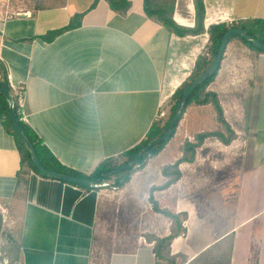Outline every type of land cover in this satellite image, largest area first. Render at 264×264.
<instances>
[{
	"label": "crops",
	"instance_id": "0c3cea01",
	"mask_svg": "<svg viewBox=\"0 0 264 264\" xmlns=\"http://www.w3.org/2000/svg\"><path fill=\"white\" fill-rule=\"evenodd\" d=\"M129 1L121 15L106 0H0V62L21 97V119L60 164L85 176L163 124L210 25L264 19V0H204L205 32L179 36L151 20L143 0ZM173 18L193 28L194 0H176ZM209 89L235 138H206L169 186L163 167L180 160L184 141L219 127L211 105H188L173 138L155 155L143 151L148 160L123 184L127 177L115 176L90 190L35 171L24 187L16 135L0 119V216L18 225V263L161 264L150 238L169 236L173 221L156 203L185 216L170 246L183 264H264V53L230 41ZM199 120L216 126L195 129ZM232 169L238 186L229 199L223 175ZM215 174L223 180L208 186Z\"/></svg>",
	"mask_w": 264,
	"mask_h": 264
},
{
	"label": "trees",
	"instance_id": "16d2710c",
	"mask_svg": "<svg viewBox=\"0 0 264 264\" xmlns=\"http://www.w3.org/2000/svg\"><path fill=\"white\" fill-rule=\"evenodd\" d=\"M97 1L98 0H94L92 6H95ZM106 1L108 2L110 8L113 11L121 15H125L131 5V2L129 0H106ZM175 1L176 0H143V8H144L146 15L151 20L162 25L170 33H174L179 36H186V35H197V34L205 32L204 0H194L195 10H196V24L193 28L179 25L178 23L174 21L173 12H174ZM232 27L245 28L249 34L253 35L259 41L264 43V19H248V20H239L237 22H232L230 24L219 23V24L210 25L207 29V33L209 35L208 43L206 44L204 51L198 55L195 66L191 74L187 77L186 80H184V82H182L181 85H179L176 88L175 92L173 93L171 97V101H173V104L170 105V108H168V112H167L168 116H166V120L163 122V124L159 122L154 123L152 127L150 128V130L148 131L146 139L143 140L138 146L120 154L117 157H111V158L105 159L88 176L75 172L63 166L62 164H60V162H58V160L53 156V154L40 143V141L38 140L35 133L31 130V128L21 120V116L19 113L20 107L18 104V99L14 95L16 112L21 120V123L24 127L26 135L28 136L30 142L34 145L37 151V154L40 160L42 161V163L48 169L53 170V171H58V172L73 174V175H77L81 177H89L92 179L102 180L105 173L110 172L111 170L130 162L133 159L138 149H140L141 147H143L150 141L154 140L155 138L159 137L166 130L168 123L170 121V118L172 117L179 103V100L181 98V95L184 89L190 84V82L193 79H195L199 74H201L210 65V63L214 59V56L216 54V51L219 46L220 39L223 33L228 28H232ZM58 31H56L55 33H57ZM232 40L241 41L242 44H244L245 46H248L249 48L255 50L256 52L264 53L260 51L259 49H257L256 47H254L251 41L245 40L240 35L234 36L233 38L230 39V41ZM215 76L216 74L209 77L207 80L201 83L194 90V92L190 95V97L187 100L186 106L184 108V112L186 108L188 107V105L192 103H196L198 105H211L216 113V120L218 121L219 127L214 131H205V132L196 134L194 136L193 141H190L187 139L184 141L183 146H182L183 156L180 158V160H178L173 165H167L163 167V172L166 175L170 176L165 186H169L170 184L174 183L176 180L179 179L180 177V172L178 170L179 162L180 161H189V162L194 161L197 148L203 144L206 138L217 137L218 139L222 141V143L226 145L230 144L231 141L235 138L234 130L231 128L230 124L225 119L224 110L220 103L218 94L215 91H212L209 89V85L214 80ZM0 80L8 83L7 74L5 73V68L1 62H0ZM9 88H10V91L13 93L12 88L10 86ZM0 119L12 131L10 127V122H9V104L5 96L1 93H0ZM177 126L178 124L175 125L174 127L175 130L170 140L173 138ZM12 133L14 134L13 131ZM16 140L18 142V149L20 153V168L18 170V178H19L20 183L24 187H26L28 176L31 171H35L43 177H46V176L42 175L36 169L35 165L33 164L31 160L30 152L27 149V147L17 137H16ZM164 146L165 145L159 148L158 151H160ZM156 147L157 146L147 151H151L155 155L158 152V151H155ZM127 171L128 170L115 173V174H111L105 179V181L111 180L115 176L122 178L123 175L127 173ZM46 178H50V177H46ZM52 179H55V178H52ZM128 179H129V176L125 178L122 182H116V183L123 184ZM72 185H75V184H72ZM75 186H78V185H75ZM81 188L86 189V190L92 189V188H87V187H81ZM154 207L158 211L170 217L173 221L172 233L169 236L163 237V238L151 236L150 239H153L156 241V246H155L156 255L160 258L161 264H183L186 258L184 256H177V257L172 256L170 246L172 243V239L184 231V229L182 228V221L185 216L176 215L168 210H161L157 206L156 203H154Z\"/></svg>",
	"mask_w": 264,
	"mask_h": 264
},
{
	"label": "water",
	"instance_id": "95a60500",
	"mask_svg": "<svg viewBox=\"0 0 264 264\" xmlns=\"http://www.w3.org/2000/svg\"><path fill=\"white\" fill-rule=\"evenodd\" d=\"M21 16H24L25 14H20ZM240 35L245 40L251 41L252 45L259 49L260 51L264 52V43L259 41L257 38H255L253 35L249 34L245 28L242 27H232L228 28L222 35L220 39L219 46L217 48L216 54L214 56L213 61L210 63V65L201 73L199 74L195 79H193L190 84L184 89L181 98L179 100V103L170 118V121L168 123V126L166 130L157 138L150 141L140 149H138L133 157V159L123 164L110 172H107L104 174L102 180L99 179H92L89 177H81L73 174L53 171L48 169L40 160L37 151L34 147V145L30 142L28 136L25 133L24 127L21 123V120L16 112L15 109V102H14V96L12 92L10 91L9 85L7 82L0 80V93L5 96V98L8 101L9 104V122L10 127L16 137L27 147V149L30 152L31 160L33 164L35 165L36 169L44 176L55 178L61 181H65L70 184H75L81 187H87V188H94L101 185H106L104 180L111 174L119 173L125 170H128L124 177H127V175L130 174V172L133 170V168L137 166L143 165L149 158L150 153H146L145 155H142L143 151L150 150L153 147L157 146L155 148V151H158L159 148H161L163 145H165L171 138V136L174 133L175 125L179 123L181 120L183 114H184V108L186 106L187 100L190 97V95L194 92V90L205 80H207L209 77L215 75L217 71L220 68L224 53L226 51L227 45L231 38L234 36Z\"/></svg>",
	"mask_w": 264,
	"mask_h": 264
},
{
	"label": "rangeland",
	"instance_id": "374dc122",
	"mask_svg": "<svg viewBox=\"0 0 264 264\" xmlns=\"http://www.w3.org/2000/svg\"><path fill=\"white\" fill-rule=\"evenodd\" d=\"M20 5H24L29 3V0H20ZM236 41V40H233ZM173 104V101L169 103ZM168 116V113H167ZM216 126V122L213 123L212 120H199L196 123L195 129H211ZM181 147V146H180ZM126 174V173H125ZM125 174L123 176H125ZM225 176V184L224 187H230L231 193H229V199L234 196L235 188L238 186V173L237 170L232 169L230 174ZM209 178L207 180V185L211 186L216 182L219 184L223 178L220 174H215L214 177ZM0 214L4 212V209L0 208ZM4 214V213H3ZM0 264H19L18 263V225L16 222H13L10 217H2L0 216Z\"/></svg>",
	"mask_w": 264,
	"mask_h": 264
},
{
	"label": "built area",
	"instance_id": "2783aa9c",
	"mask_svg": "<svg viewBox=\"0 0 264 264\" xmlns=\"http://www.w3.org/2000/svg\"><path fill=\"white\" fill-rule=\"evenodd\" d=\"M18 99H19L18 103H19V107H20V102H21L20 100H21V97L19 96ZM21 120H22V119H21Z\"/></svg>",
	"mask_w": 264,
	"mask_h": 264
}]
</instances>
